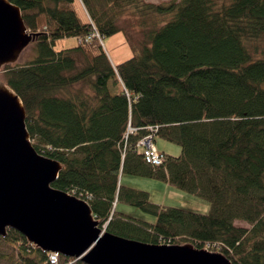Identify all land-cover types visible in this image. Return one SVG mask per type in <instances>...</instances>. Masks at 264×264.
<instances>
[{"label": "trees", "instance_id": "1", "mask_svg": "<svg viewBox=\"0 0 264 264\" xmlns=\"http://www.w3.org/2000/svg\"><path fill=\"white\" fill-rule=\"evenodd\" d=\"M10 1L38 34L37 54L6 65L4 82L23 102L36 150L63 165L53 186L89 202L105 231L264 264V0H79L85 19L76 0ZM127 15L138 17V42ZM121 31L134 55L114 65L102 39ZM66 37L77 45L56 50ZM148 134L181 154L148 162L138 145ZM124 174L207 199L210 212L155 204ZM120 202L157 220L118 211ZM49 255L18 231L0 236L5 264H52ZM58 264L86 263L58 255Z\"/></svg>", "mask_w": 264, "mask_h": 264}, {"label": "water", "instance_id": "2", "mask_svg": "<svg viewBox=\"0 0 264 264\" xmlns=\"http://www.w3.org/2000/svg\"><path fill=\"white\" fill-rule=\"evenodd\" d=\"M37 33L20 7L0 0V68L18 61ZM20 96L0 80V236L15 230L44 252L86 264H232L192 243H148L102 230L89 202L53 186L63 168L39 153Z\"/></svg>", "mask_w": 264, "mask_h": 264}, {"label": "rangeland", "instance_id": "3", "mask_svg": "<svg viewBox=\"0 0 264 264\" xmlns=\"http://www.w3.org/2000/svg\"><path fill=\"white\" fill-rule=\"evenodd\" d=\"M155 3H162L167 2L169 0H147ZM76 9L78 14L82 18L86 17V10L83 8L79 0H76ZM137 17V16H136ZM133 15H127L123 17V22H125V26L128 29L132 41L138 42L140 39H143L145 36L144 33L140 30V27L137 25V19ZM138 18V17H137ZM163 20H169V17H161L159 22H156V25L152 26H158ZM32 41L22 52L20 55L17 63L19 64H25L28 61H31L34 59V57L37 54L36 46ZM103 45L105 47V50L111 60V62L115 65L118 63H121L128 58L132 57L134 55V48L129 42L126 34L124 32H118L110 37H105L102 39ZM78 39L75 37H66L63 39H60L57 41L55 45L56 50L71 48L75 45H77ZM79 60L83 61V56H77ZM15 64V63H14ZM5 73L6 69L5 66L0 68V80L5 81ZM78 84H74L75 90L77 89ZM86 92L89 91L88 87L85 88ZM156 147H158L160 152L162 150H169L171 152L178 153L177 155L181 154V147L177 145L176 143L170 142L163 137L156 136L155 141ZM170 146V148H169ZM121 182L124 184H130L133 187H136L137 189L144 190L149 193L150 201L154 202L155 204H159L162 206H170V207H178V208H185L189 209L190 211H196L200 213L207 214L210 212L211 209V203L207 199H204L199 196L192 195L182 189H178L176 187L170 186L166 187L169 190H171L168 193H165L162 191L161 186H165L161 180L154 179V178H147L142 176H135L130 174H124L121 178ZM204 205H207V208H204ZM117 210L122 211L130 216L155 222L157 220L156 216L153 213L146 212L143 208L139 206H133L129 205L127 203H118ZM235 224L238 226H245L249 227L250 225L246 222L236 220ZM104 227H107V224H104ZM104 230V229H103ZM187 243V242H186ZM185 244V243H184ZM5 248V246H3ZM73 258V257H71ZM75 258V257H74ZM5 259H0L1 264H5Z\"/></svg>", "mask_w": 264, "mask_h": 264}, {"label": "built area", "instance_id": "4", "mask_svg": "<svg viewBox=\"0 0 264 264\" xmlns=\"http://www.w3.org/2000/svg\"><path fill=\"white\" fill-rule=\"evenodd\" d=\"M91 38L92 36L88 37L86 40L89 41ZM138 145L142 149L143 155L148 162H151L155 165H160L163 163L164 155L156 147L153 134H148L147 136H144L142 139H140ZM49 257L52 264H58L57 253L50 252Z\"/></svg>", "mask_w": 264, "mask_h": 264}, {"label": "crops", "instance_id": "5", "mask_svg": "<svg viewBox=\"0 0 264 264\" xmlns=\"http://www.w3.org/2000/svg\"><path fill=\"white\" fill-rule=\"evenodd\" d=\"M158 148V147H157ZM169 148H170V146H169ZM158 150H160L159 148H158ZM163 151H165V152H168V153H171V154H174V155H177L178 153H175V152H171V151H169V150H162L161 152H163ZM162 183L165 185V186H161V189H162V191H164L165 193H168V192H170L171 190H169L168 188H166L167 186L168 187H170V186H173V187H175L174 185H172V184H170V183H168V182H165V181H162ZM122 184H124L123 182H122ZM124 185H126V186H130V187H133V186H131L130 184H124ZM170 185V186H169ZM134 188H136V187H134ZM177 188V187H176ZM179 189V188H178ZM193 195V194H192ZM196 196V195H195ZM204 208H207V205L205 206L204 205Z\"/></svg>", "mask_w": 264, "mask_h": 264}]
</instances>
